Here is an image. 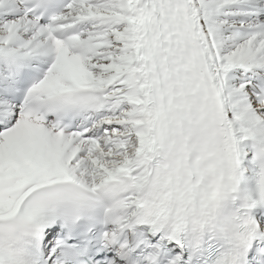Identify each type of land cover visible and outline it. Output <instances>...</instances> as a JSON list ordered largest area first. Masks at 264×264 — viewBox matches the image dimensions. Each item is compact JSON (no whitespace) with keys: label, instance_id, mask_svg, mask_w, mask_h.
<instances>
[{"label":"snow or ice","instance_id":"1","mask_svg":"<svg viewBox=\"0 0 264 264\" xmlns=\"http://www.w3.org/2000/svg\"><path fill=\"white\" fill-rule=\"evenodd\" d=\"M0 264H264V0H0Z\"/></svg>","mask_w":264,"mask_h":264}]
</instances>
